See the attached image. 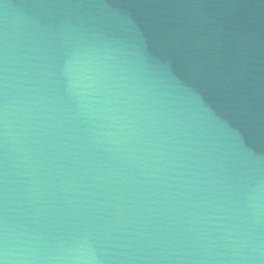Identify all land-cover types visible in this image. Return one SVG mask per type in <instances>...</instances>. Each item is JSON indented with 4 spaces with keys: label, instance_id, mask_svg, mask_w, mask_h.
Segmentation results:
<instances>
[{
    "label": "water",
    "instance_id": "95a60500",
    "mask_svg": "<svg viewBox=\"0 0 264 264\" xmlns=\"http://www.w3.org/2000/svg\"><path fill=\"white\" fill-rule=\"evenodd\" d=\"M0 264H264V0H0Z\"/></svg>",
    "mask_w": 264,
    "mask_h": 264
}]
</instances>
